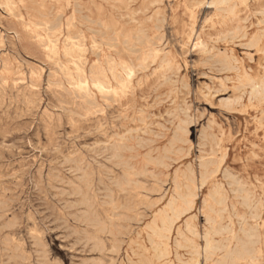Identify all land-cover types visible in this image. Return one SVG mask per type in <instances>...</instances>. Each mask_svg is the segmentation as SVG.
I'll return each instance as SVG.
<instances>
[{
    "label": "rangeland",
    "instance_id": "obj_1",
    "mask_svg": "<svg viewBox=\"0 0 264 264\" xmlns=\"http://www.w3.org/2000/svg\"><path fill=\"white\" fill-rule=\"evenodd\" d=\"M5 1L0 0V26H2L0 27V43L2 42L0 44V70L2 71L0 72V83L2 82L1 84L3 85L2 87L0 84V199L4 200H0V205H2L0 206V264H48V262H50L49 264H138L143 256H151L153 254L154 238L149 231L150 226L154 218L165 208V204L174 192V177L187 166L197 167L202 159L208 158L211 146L215 142L225 151V160L216 173L212 184L204 185L198 190L193 210L174 226L168 239L167 252L161 259V264H195L198 261V264H203L202 251L205 246V240L203 239L208 235L213 237L212 244L216 248L219 247L217 256L213 259V264H219L225 260L226 254L224 253H226V250L235 251L241 249L242 246L252 249L255 254L252 253L251 257L239 260L238 264H264V85H262L264 84V0ZM230 9L232 14H230ZM14 11L15 13H13ZM261 14L263 15L261 16ZM131 16L133 18H130ZM21 17L23 18L22 20ZM68 20L69 22H67ZM79 25L81 26L79 27ZM38 27L41 28L39 29ZM21 32L26 34L24 35ZM27 35H30V37H27ZM209 35H212L210 36L211 38ZM41 39L42 41L39 42ZM208 40L211 41L209 42ZM98 41L99 43H97ZM254 41H256V44H253L255 43ZM57 42L58 45L56 44ZM192 42L194 44L196 42V44L194 45ZM92 46L94 47L92 48ZM82 47L84 48L82 49ZM161 49L162 51H160ZM66 50L67 52H65ZM216 50L220 53H216ZM69 51H73L71 54H76L68 55ZM3 57L6 58L4 59ZM124 61L131 64L133 62L136 71L135 76L127 87L128 89L126 88L125 92H122L119 91L116 82L112 81L113 78H111L109 68L113 67V65H120ZM166 67H168V71ZM211 68L214 70H210ZM101 69L108 76L107 78L110 79L111 84L114 85L112 86L116 93H101L106 95L103 96L94 89L93 82L98 77V71ZM38 74L40 75L38 76ZM95 75L97 76L95 77ZM40 76L42 77L40 78ZM80 78H85L89 82V87H78ZM136 81L137 83H135ZM250 81L253 84L255 83L256 87H260L261 91L254 94L253 89L248 85L251 83ZM68 84L71 85L69 86ZM71 86L77 87L72 89ZM54 91H58L60 94ZM260 94L262 95L260 96ZM33 97H35V101ZM249 101H253L252 104ZM237 102L239 105H236ZM74 108L76 109L74 110ZM127 110L129 111L127 112ZM137 110L138 112H136ZM91 113L93 114L91 115ZM63 116L65 117L63 118ZM51 118L52 120H50ZM214 122L217 123V126ZM179 127L186 129L185 139L188 140H186V144H183L181 150L185 153V157L181 161H176L175 158L177 156L175 155L178 154V151H174V153L168 154L166 160H160V156L169 148L170 142ZM37 136L40 137L36 138ZM148 142H151L150 145ZM47 144H49L50 148ZM144 144L146 147L143 146ZM6 149L9 150L7 151ZM145 159L146 161L148 159L155 161L151 164H144ZM88 161L90 163H87ZM127 169L136 173L133 176L135 180L130 184V186L132 185L131 187L135 186L132 190L131 187L128 189L118 187L123 180L120 178ZM143 169L144 172L138 175ZM57 178L59 180H56ZM117 178L120 180L117 181ZM164 183L167 184L162 185ZM216 187L223 190L226 196V207L224 212H216L221 220L219 221L217 217L215 224H212L208 221L206 215H212L211 211H209V196ZM115 200L118 201L116 202ZM120 207H123V209ZM129 208L130 210H127ZM236 210L237 212L235 213ZM119 230L121 231L119 232ZM30 231L32 232L30 233ZM214 231H217V233L213 234ZM148 236L151 237V240H149ZM117 244L122 246H117ZM189 245H191L190 248H188ZM99 246L100 248H98ZM194 250H198L199 254L197 255ZM174 251H176L178 256L175 255ZM90 260L93 261L91 262Z\"/></svg>",
    "mask_w": 264,
    "mask_h": 264
},
{
    "label": "bare ground",
    "instance_id": "obj_2",
    "mask_svg": "<svg viewBox=\"0 0 264 264\" xmlns=\"http://www.w3.org/2000/svg\"><path fill=\"white\" fill-rule=\"evenodd\" d=\"M2 1V0H1ZM5 1V0H4ZM12 2H13V0H11ZM118 1V0H117ZM203 1V0H202ZM207 1V0H206ZM215 1V0H214ZM230 1V0H229ZM244 1V0H243ZM242 1V2H243ZM248 1V0H247ZM6 2V1H5ZM19 2V1H18ZM44 2V1H43ZM120 2V1H119ZM129 2V1H128ZM153 2V1H152ZM158 2V1H157ZM217 2V1H216ZM235 2V1H234ZM233 2V3H234ZM34 3H36V2H34ZM78 3V2H77ZM222 3V2H221ZM236 3V2H235ZM257 3V2H256ZM6 4V3H5ZM16 4V3H15ZM158 4V3H157ZM155 5V4H154ZM206 5V4H205ZM218 5V4H217ZM221 5V4H220ZM236 5V4H235ZM239 5V4H238ZM43 6V5H42ZM67 6V5H66ZM151 6V5H150ZM208 6V5H207ZM10 7H11V5H10ZM14 7V6H13ZM69 7V6H68ZM127 7V6H126ZM227 7H228V5H227ZM232 7V6H231ZM7 8V7H6ZM15 8V7H14ZM24 8V7H23ZM46 8V7H45ZM76 8V7H75ZM95 8V7H94ZM115 8V7H114ZM117 8V7H116ZM128 8V7H127ZM126 8V9H127ZM158 8V7H157ZM156 8V9H157ZM205 8V7H204ZM220 8V7H219ZM222 8V7H221ZM229 8H230V6H229ZM229 8H227V9H229ZM254 8V7H253ZM32 9V8H31ZM77 9V8H76ZM164 9V8H163ZM232 9V8H231ZM231 9H230V12H231ZM19 10V9H18ZM256 10V9H255ZM264 10V9H263ZM118 11V10H117ZM146 11V10H145ZM148 11V10H147ZM224 11H225V9H224ZM233 11V10H232ZM10 12V11H9ZM153 12V11H152ZM155 12V11H154ZM195 12V11H194ZM226 12V11H225ZM13 13H15V11L13 12ZM78 13V12H77ZM139 13V12H138ZM158 14H159V12H157ZM199 13V12H198ZM234 13V12H233ZM255 13V12H254ZM253 13V14H254ZM10 14V13H9ZM48 14H49V11H48ZM133 14V13H132ZM143 14H145V13H143ZM153 14V13H152ZM151 14V15H152ZM229 14V13H228ZM230 14H232V12L230 13ZM7 15V14H6ZM11 15V14H10ZM120 15V14H119ZM126 15V14H125ZM124 15V16H125ZM150 15V14H149ZM157 15V14H156ZM166 15V14H165ZM256 15V14H255ZM263 14H261V16H262ZM3 16V15H2ZM17 16V15H16ZM22 16V15H21ZM27 16V15H26ZM42 16H44V15H42ZM129 16V15H128ZM134 16V15H133ZM200 16V15H199ZM247 16V15H246ZM245 16V17H246ZM14 17V16H13ZM45 17V16H44ZM69 17H71L70 15H69ZM123 17V16H122ZM223 17V16H222ZM53 18V17H52ZM73 18V17H72ZM77 18V17H76ZM130 18H133L132 16L130 17ZM233 18H234V16H233ZM23 18L21 17V20H22ZM54 19V18H53ZM69 19V18H68ZM79 19V18H78ZM122 19V18H121ZM129 19V18H128ZM165 19V18H164ZM190 19V18H189ZM207 19V18H206ZM243 19V18H242ZM241 19V20H242ZM247 19V18H246ZM20 20V19H19ZM145 20V19H144ZM1 21V20H0ZM6 21V20H5ZM51 21H53V20H51ZM130 21V20H129ZM230 21V20H229ZM260 21V20H259ZM24 22V21H23ZM50 22V21H49ZM67 22H69V20L67 21ZM66 22V23H67ZM158 22V21H157ZM43 23V22H42ZM65 23V24H66ZM90 23V22H89ZM159 23V22H158ZM196 23V22H195ZM205 23V22H204ZM207 23V22H206ZM244 23V22H243ZM259 23V22H258ZM1 24V23H0ZM7 24V23H6ZM32 24V23H31ZM35 24V23H34ZM47 24V23H46ZM77 25H78V23H76ZM87 24V23H86ZM91 24V23H90ZM93 24V23H92ZM97 24V23H96ZM222 24V23H221ZM255 24V23H254ZM261 24V23H260ZM26 25V24H25ZM29 25V24H28ZM73 25V24H72ZM83 25V24H82ZM102 25V24H101ZM100 25V26H101ZM155 25V24H154ZM192 25V24H191ZM12 26V25H11ZM10 26V27H11ZM14 26V25H13ZM60 26V25H59ZM65 26V25H64ZM68 26V25H67ZM81 25H79V27H80ZM103 26V25H102ZM138 26V25H137ZM141 26V25H140ZM203 26V25H202ZM0 27H2V26H0ZM7 27V26H6ZM23 27V26H22ZM45 27V26H44ZM117 27V26H116ZM160 27V26H159ZM186 27H188L187 25H186ZM213 27V26H212ZM26 28V27H25ZM39 28V27H38ZM41 28V27H40ZM39 28V29H40ZM46 28V27H45ZM86 28V27H85ZM90 28V27H89ZM104 28H106V27H104ZM108 28V27H107ZM162 28V27H161ZM211 28V27H210ZM239 28V27H238ZM3 29V28H2ZM1 29V30H2ZM23 29H24V27H23ZM87 29V28H86ZM110 29V28H109ZM140 29V28H139ZM190 29V28H189ZM203 29V28H202ZM209 29V28H208ZM242 29V28H241ZM56 30V29H55ZM54 30V31H55ZM62 30V29H61ZM80 30H82V29H80ZM96 30V29H95ZM111 30V29H110ZM145 30V29H144ZM191 30V29H190ZM189 30V31H190ZM234 30V29H233ZM240 30V29H239ZM262 30V29H261ZM66 31V30H65ZM114 31V30H113ZM112 31V32H113ZM118 31V30H117ZM158 31V30H157ZM203 31V30H202ZM226 31V30H225ZM230 31H232V30H230ZM4 32H5V30H4ZM7 32V31H6ZM26 32V31H25ZM30 32V31H29ZM57 32V31H56ZM63 32V31H62ZM144 32V31H143ZM159 32V31H158ZM235 32V31H234ZM240 32V31H239ZM22 33V32H21ZM45 33V32H44ZM57 33H59V32H57ZM68 33V32H67ZM79 33V32H78ZM115 33V32H114ZM178 33V32H177ZM187 33V32H186ZM226 33V32H225ZM236 33V32H235ZM234 33V34H235ZM264 33V32H263ZM3 34V33H2ZM22 34H24V33H22ZM26 34V33H25ZM24 34V35H25ZM30 34V33H29ZM36 34V33H35ZM53 34V33H52ZM54 34H56L55 32H54ZM53 34V35H54ZM146 34V33H145ZM198 34V33H197ZM223 34V33H222ZM228 34V33H227ZM226 34V35H227ZM237 34H238V32H237ZM245 34V33H244ZM8 35V34H7ZM20 35V34H19ZM33 35V34H32ZM68 35H69V33H68ZM82 35V34H81ZM106 35H107V33H106ZM138 35V34H137ZM141 35V34H140ZM186 35V34H185ZM192 35V34H191ZM264 35V34H263ZM1 36V35H0ZM11 36V35H10ZM47 36V35H46ZM55 36V35H54ZM60 36H61V34H60ZM73 36V35H72ZM71 36V37H72ZM100 36V35H99ZM121 36V35H120ZM135 36V35H134ZM143 36V35H142ZM141 36V37H142ZM164 36V35H163ZM210 36H212V35H209V37ZM12 37V36H11ZM27 37H30V35L28 36L27 35ZM50 37V36H49ZM67 37V36H66ZM70 37V36H69ZM109 37H110V35H109ZM121 37H123V36H121ZM158 38H160L159 36H157ZM187 37V36H186ZM232 37H234V36H232ZM262 37V36H261ZM68 38V37H67ZM81 38H83V37H81ZM91 38H92V36H91ZM97 38V37H96ZM108 38V37H107ZM115 38V37H114ZM188 38V37H187ZM197 38V37H196ZM211 38V37H210ZM228 38V37H227ZM238 38V37H237ZM252 38V40L254 39L253 38V36L251 37ZM256 38H258V37H256ZM2 39V38H1ZM4 39V38H3ZM14 39V38H13ZM22 39V38H21ZM39 39V38H38ZM37 39V40H38ZM44 39V38H43ZM47 39V38H46ZM45 39V40H46ZM51 39V38H50ZM54 39V38H53ZM63 39V38H62ZM61 39V40H62ZM70 39V38H69ZM69 39H67V40H69ZM101 39V38H100ZM116 39V38H115ZM125 39V38H124ZM123 39V40H124ZM142 39V38H141ZM145 39H147V38H145ZM144 39V40H145ZM106 40V39H105ZM122 40V41H123ZM127 40H128V38H127ZM150 40V39H149ZM154 40H156V39H154ZM191 40H192V38H191ZM198 40V39H197ZM217 40V39H216ZM249 40H251V39H249ZM260 40V39H259ZM24 41V40H23ZM40 41H42V39L41 40H39V42ZM52 41V40H51ZM71 41V40H70ZM73 41V40H72ZM75 41V40H74ZM82 41H83V39H82ZM135 41H137V40H135ZM196 41V40H195ZM199 41V40H198ZM202 41V40H201ZM209 41V40H208ZM211 41V40H210ZM209 41V42H210ZM225 41V40H224ZM240 41V40H239ZM258 41V40H257ZM4 42V41H3ZM9 42V41H8ZM14 42V41H13ZM16 42H18V41H16ZM29 42H31L30 40H29ZM28 42V43H29ZM33 42V41H32ZM37 42V41H36ZM50 42V41H49ZM48 42V43H49ZM59 42V41H58ZM58 42L56 43L57 45H58ZM68 42V41H67ZM76 42V41H75ZM103 42V41H102ZM128 42V41H127ZM151 42V41H150ZM163 42V41H162ZM167 42V41H166ZM188 42H189V40H188ZM200 42V41H199ZM217 42V41H216ZM230 42H233V41H230ZM255 43H253V44H256V41H254ZM2 43V42H1ZM0 43V44H1ZM51 43V42H50ZM66 43V42H65ZM71 43H73V42H71ZM93 44H94V42H92ZM97 43H99V41L97 42ZM106 43V42H105ZM155 43V42H154ZM222 43V42H221ZM245 43V42H244ZM104 44V43H103ZM112 44V43H111ZM134 44V43H133ZM138 44V43H137ZM145 44V43H144ZM160 44H161V42H160ZM187 44V43H186ZM192 44H194L193 42H192ZM195 44H196V42H195ZM194 44V45H195ZM199 44V43H198ZM258 44V43H257ZM15 45H17V44H15ZM40 45V44H39ZM52 45V44H51ZM53 45H55V44H53ZM68 45V44H67ZM73 45V44H72ZM82 45V44H81ZM84 45V44H83ZM143 45V44H142ZM182 45V44H181ZM194 45H193V47H194ZM200 45V44H199ZM208 45V44H207ZM210 45H212V44H210ZM50 46V45H49ZM48 46V47H49ZM90 46V45H89ZM95 46V45H94ZM94 46H92V48L94 47ZM99 46V45H98ZM108 46V45H107ZM115 46V45H114ZM118 46V45H117ZM163 46V45H162ZM183 46V45H182ZM192 46V45H191ZM234 46V45H233ZM254 46V45H253ZM19 47V46H18ZM26 47V46H25ZM73 47H75V46H73ZM77 47V46H76ZM102 47V46H101ZM109 47V46H108ZM208 47V46H207ZM32 48V47H31ZM46 48V47H45ZM54 48H56V47H54ZM84 47H82V49H83ZM113 48V47H112ZM131 48H132V46H131ZM135 48V47H134ZM157 48V47H156ZM160 48V47H159ZM164 48V47H163ZM187 48V47H186ZM186 48H185V50H186ZM216 48V47H215ZM241 48V47H240ZM14 49V48H13ZM57 49H58V47H57ZM64 49H66V48H64ZM63 49V50H64ZM68 49V48H67ZM72 49V48H71ZM74 49V48H73ZM77 49V48H76ZM86 49V48H85ZM99 49V48H98ZM101 49V48H100ZM115 49V48H114ZM136 49V48H135ZM197 49V48H196ZM214 49V48H213ZM46 50V49H45ZM44 50V51H45ZM48 50V49H47ZM55 50V49H54ZM78 50H79V48H78ZM92 50V49H91ZM108 50V49H107ZM150 50V49H149ZM159 50V49H158ZM194 50V49H193ZM208 50V49H207ZM22 51V50H21ZM57 51V50H56ZM55 51V52H56ZM74 51V50H73ZM73 51L71 52V51H69V53H68V55H70L71 53H73ZM76 51V50H75ZM98 51V50H97ZM96 51V52H97ZM160 51H162V49L160 50ZM159 51V52H160ZM187 51H189V50H187ZM186 51V52H187ZM198 51V50H197ZM217 51V50H216ZM232 51V50H231ZM10 52V51H9ZM50 52V51H49ZM55 52H54V54H55ZM58 52V51H57ZM65 52H67V50L65 51ZM88 52V51H87ZM114 52V51H113ZM129 52V51H128ZM225 52H226V50H225ZM247 52V51H246ZM7 53V52H6ZM35 53V52H34ZM43 53V52H42ZM52 53V52H51ZM83 53H84V51H83ZM116 53H118L117 51H116ZM138 53V52H137ZM136 53V54H137ZM189 53V52H188ZM197 53V52H196ZM202 53H204V52H202ZM216 53H220V52H216ZM243 53V52H242ZM23 54V53H22ZM36 54H37V52H36ZM49 54V53H48ZM53 54V55H54ZM63 54H64V52H63ZM76 54V53H75ZM75 54H71V55H75ZM81 54V53H80ZM79 54V55H80ZM85 54V53H84ZM119 54V53H118ZM149 54H151L150 52H149ZM218 54H216V55H218ZM222 54V53H221ZM227 54V53H226ZM246 54V53H245ZM254 54V53H253ZM263 54V53H262ZM1 55V54H0ZM8 55V54H7ZM43 55V54H42ZM65 55V54H64ZM117 55V54H116ZM132 55V54H131ZM134 55V54H133ZM140 55V54H139ZM206 55V54H205ZM37 56V55H36ZM58 56V55H57ZM63 56V55H62ZM127 56V55H126ZM144 56V55H143ZM147 56H148V54H147ZM251 56V55H250ZM11 57V56H10ZM42 57V56H41ZM66 57V56H65ZM70 57V56H69ZM151 57V56H150ZM195 57V56H194ZM223 57V56H222ZM225 57H226V55H225ZM231 57H233V56H231ZM243 57V56H242ZM4 58V57H3ZM2 58V59H3ZM6 58V57H5ZM4 58V59H5ZM8 58H9V56H8ZM28 58V57H27ZM48 58V57H47ZM54 58V57H53ZM68 58V57H67ZM117 58V57H116ZM220 58H221V56H220ZM227 58V57H226ZM234 58V57H233ZM54 59H56V58H54ZM82 59V58H81ZM112 59H114V58H112ZM147 59V58H146ZM163 59V58H162ZM32 60V59H31ZM42 60V59H41ZM58 60H59V58H58ZM72 60V59H71ZM108 60V59H107ZM129 60H131V59H129ZM139 60V59H138ZM145 60V59H144ZM222 60V59H221ZM6 61H8V60H6ZM30 61V60H29ZM52 61V60H51ZM85 61V60H84ZM88 61V60H87ZM86 61V62H87ZM137 61V60H136ZM225 61H226V59H225ZM233 61V60H232ZM249 61V60H248ZM3 62V61H2ZM10 62V61H9ZM18 63H19V61H17ZM21 62V61H20ZM23 62V61H22ZM46 62V61H45ZM61 62V61H60ZM97 62V61H96ZM113 62V61H112ZM145 62V61H144ZM201 62V61H200ZM229 62V61H228ZM233 62H235V61H233ZM237 62V61H236ZM241 62V61H240ZM17 63V64H18ZM24 63V62H23ZM35 63V62H34ZM66 63V62H65ZM85 63V62H84ZM107 63V62H106ZM109 63V62H108ZM9 64V63H8ZM20 64V63H19ZM52 64V63H51ZM87 64V63H86ZM94 64V63H93ZM92 64V65H93ZM104 64V63H103ZM110 64H112L111 62H110ZM243 64V63H242ZM7 65V64H6ZM10 65V64H9ZM60 65H61V63H60ZM99 65V64H98ZM105 65V64H104ZM109 65V64H108ZM113 65V64H112ZM138 65V64H137ZM140 65V64H139ZM144 65V64H143ZM146 65V64H145ZM168 65V64H167ZM206 65V64H205ZM20 66H22V65H20ZM29 66V65H28ZM71 66V65H70ZM78 66V65H77ZM77 66H75V67H77ZM102 66V65H101ZM147 66V65H146ZM161 66H162V64H161ZM169 66V65H168ZM233 66V65H232ZM44 67V66H43ZM46 67V66H45ZM54 67H55V65H54ZM95 67V66H94ZM137 67V66H136ZM139 67V66H138ZM144 67V66H143ZM191 67V66H190ZM250 67V66H249ZM263 67V66H262ZM7 68H9L8 66H7ZM38 68H39V66H38ZM47 68V67H46ZM64 68V67H63ZM66 68V67H65ZM153 68V67H152ZM158 68H160L159 66H158ZM162 68V67H161ZM167 68V71H168V67H166ZM18 69V68H17ZM16 69V70H17ZM30 69V68H29ZM32 69V68H31ZM55 69V68H54ZM142 69H144V68H142ZM182 69V68H181ZM12 70V69H11ZM39 70V69H38ZM41 70V69H40ZM45 70V69H44ZM43 70V71H44ZM68 70V69H67ZM76 70V69H75ZM74 70V71H75ZM86 70V69H85ZM85 70H83V71H85ZM98 70V69H97ZM147 70V69H146ZM166 70V69H165ZM209 70V69H208ZM210 70H212V68L210 69ZM214 70V69H213ZM212 70V71H213ZM237 70V69H236ZM18 71V70H17ZM32 71V70H31ZM92 71V70H91ZM135 66L133 65V62H132V64L131 63H126L125 61H124V63H121L120 65H117V66H114L113 65V67H111V68H109V72H110V74H111V78H113L112 79V81H114V82H116V84H117V87H118V89H119V91H124L127 87H128V85L130 84V82H131V80H132V78L135 76ZM145 71V70H144ZM243 71H245L244 69H243ZM0 72H2L1 70H0ZM34 72H35V70H34ZM34 72H32V73H34ZM41 72H42V70H41ZM41 72H39V73H41ZM66 72V71H65ZM81 72H82V70H81ZM176 72V71H175ZM231 72V71H230ZM229 72V73H230ZM43 73V72H42ZM70 73H71V71H70ZM69 73V74H70ZM84 73V72H83ZM98 73H99V75H98V77H96L97 75H95V77H96V79L94 80V82H93V87H94V89H96L97 91H98V93L99 94H101V93H103V94H107V93H109V92H113V93H116V90H114L113 89V84H111V81H110V79H108L107 77L108 76H106L105 75V73H104V71H102V69L100 70V71H98ZM178 73V72H177ZM224 73H226V72H224ZM228 73V72H227ZM62 74V73H61ZM78 74V73H77ZM88 74H89V72H88ZM91 74H93V73H91ZM171 74H172V71H171ZM170 74V75H171ZM213 74V73H212ZM18 75V74H17ZM36 75V74H35ZM40 74H38V76H39ZM59 75V74H58ZM76 75V74H75ZM86 75V74H85ZM175 75H177V74H175ZM188 75V74H187ZM200 75H201V73H200ZM25 76V75H24ZM37 76V77H38ZM46 76V75H45ZM50 76V75H49ZM60 76V75H59ZM67 76V75H66ZM74 76V75H73ZM89 76V75H88ZM163 76V75H162ZM211 76V75H210ZM226 76V75H225ZM14 77V76H13ZM19 77H20V75H19ZM42 76H40V78H41ZM50 77H52V76H50ZM56 77V76H55ZM76 77V76H75ZM84 77V76H83ZM86 77V76H85ZM147 77V76H146ZM216 77V76H215ZM227 77V76H226ZM247 77V76H246ZM11 78V77H10ZM58 78V77H57ZM72 78V77H71ZM163 78V77H162ZM183 78V77H182ZM201 78H202V76H201ZM237 78V77H236ZM248 78V77H247ZM12 79V78H11ZM16 79V78H15ZM18 79H21V78H18ZM25 79V78H24ZM32 79V78H31ZM35 79H37V78H35ZM38 79H39V77H38ZM48 79V78H47ZM68 80H69V78H67ZM142 79V78H141ZM172 79V78H171ZM176 79V78H175ZM189 79V78H188ZM227 79V78H226ZM240 79V78H239ZM2 80H4V79H2ZM30 80V79H29ZM40 80V79H39ZM53 80V79H52ZM61 80V79H60ZM62 80H63V78H62ZM75 80V79H74ZM74 80H73V82H74ZM91 80V79H90ZM139 80V79H138ZM182 80V79H181ZM217 80V79H216ZM12 81V80H11ZM24 81V80H23ZM26 81V80H25ZM37 81V80H36ZM35 81V82H36ZM65 81V80H64ZM72 81V80H71ZM76 81V80H75ZM92 81V80H91ZM145 81V80H144ZM158 81V80H157ZM156 81V82H157ZM183 81V80H182ZM224 81V80H223ZM4 82V81H3ZM7 82V81H6ZM17 82V81H16ZM27 82V81H26ZM34 82V81H33ZM34 82V83H35ZM56 82V81H55ZM58 82H60V81H58ZM70 82V81H69ZM72 82V83H73ZM168 82V81H167ZM251 82V81H250ZM2 83V82H1ZM0 83V84H1ZM37 84L38 83H40V82H36ZM66 83V82H65ZM135 83H137V81L135 82ZM184 83V82H183ZM252 83V82H251ZM251 83H249L248 85H250V87L253 89V93L254 94H257L259 91H261L260 90V87H256V85H255V83L253 84H251ZM262 83V82H261ZM10 84V83H9ZM41 84V83H40ZM55 84V83H54ZM58 84V83H57ZM88 84H89V82L85 79V78H80V80H78V87H89L88 86ZM115 84V83H114ZM189 84V83H188ZM225 84V83H224ZM223 84V85H224ZM2 85V84H1ZM69 85V84H68ZM71 85V84H70ZM69 85V86H70ZM113 85V86H112ZM262 85H264V84H262ZM15 86V85H14ZM35 86H37L36 84H35ZM59 86V85H58ZM63 86V85H62ZM62 86H61V88H62ZM77 86H75V87H72L71 86V88L73 89V88H76ZM142 86V85H141ZM182 86V85H181ZM190 86V85H189ZM208 86V85H207ZM2 87H3V85H2ZM30 87V86H29ZM31 87H33V86H31ZM56 87V86H55ZM157 87V86H156ZM180 87V86H179ZM205 87V86H204ZM227 87V86H226ZM249 87V86H248ZM249 87V88H250ZM39 88V87H38ZM58 88V87H57ZM136 88V87H135ZM177 88V87H176ZM220 88V87H219ZM237 88V87H236ZM242 88V87H241ZM250 88V89H251ZM14 89H15V87H14ZM50 89V88H49ZM63 89V88H62ZM86 89V88H85ZM88 89V88H87ZM90 89V88H89ZM128 89V88H127ZM130 89H131V87H130ZM139 89V88H138ZM155 89V88H154ZM216 89V88H215ZM251 89V90H252ZM5 90V89H4ZM82 90V89H81ZM132 90V89H131ZM156 90V89H155ZM210 90V89H209ZM239 90H240V88H239ZM42 91V90H41ZM50 91V90H49ZM64 91V90H63ZM69 91V90H68ZM71 91V90H70ZM76 91V90H75ZM84 91V90H83ZM128 91V90H127ZM139 91V90H138ZM153 91V90H152ZM171 91V90H170ZM187 91V90H186ZM212 91V90H211ZM31 92H33V91H31ZM39 92V91H38ZM54 92H58V91H54ZM125 92V91H124ZM141 92V91H140ZM149 92V91H148ZM179 92V91H178ZM246 92V91H245ZM23 93V92H22ZM28 93V92H27ZM53 93V92H52ZM59 93V92H58ZM66 93V92H65ZM77 93V92H76ZM91 93V92H90ZM120 93V92H119ZM130 93H131V91H130ZM129 93V94H130ZM135 93V92H134ZM154 93V92H153ZM181 93V92H180ZM221 93V92H220ZM225 93V92H224ZM244 93V92H243ZM248 93V92H247ZM26 94V93H25ZM30 94V93H29ZM33 94V93H32ZM60 94V93H59ZM103 94H101V95H103ZM111 94V93H110ZM178 94V93H177ZM194 94V93H193ZM207 94V93H206ZM205 94V95H206ZM208 94H209V92H208ZM219 94V93H218ZM253 94V95H254ZM263 94V93H262ZM262 94H260V96L262 95ZM12 95V94H11ZM24 95V94H23ZM55 95V94H54ZM62 95V94H61ZM72 95V94H71ZM83 95V94H82ZM112 95V94H111ZM122 95V94H121ZM123 95H125V94H123ZM133 95V94H132ZM166 95V94H165ZM200 95V94H199ZM205 95H204V97H205ZM22 96V95H21ZM29 96V95H28ZM45 96V95H44ZM50 96V95H49ZM79 96V95H78ZM89 96V95H88ZM103 96H106V95H103ZM107 96H109V95H107ZM154 96V95H153ZM203 96V95H202ZM228 96V95H227ZM240 96V95H239ZM252 96V95H251ZM259 96V95H258ZM30 97V96H29ZM57 97V96H56ZM93 97V96H92ZM146 97V96H145ZM203 97V98H204ZM247 97H248V95H247ZM263 97V96H262ZM30 98H32V97H30ZM34 98V101H35V97H33ZM55 98V97H54ZM59 98V97H58ZM62 98V97H61ZM72 98V97H71ZM96 98V97H95ZM235 98V97H234ZM9 100H10V98H8ZM65 99H66V97H65ZM77 99V98H76ZM113 99V98H112ZM115 99V98H114ZM118 99V98H117ZM154 99V98H153ZM195 99V98H194ZM262 99V98H261ZM17 100V99H16ZM43 100V99H42ZM47 100V99H46ZM50 100V99H49ZM60 100V99H59ZM67 100V99H66ZM92 100V99H91ZM94 100V99H93ZM141 100V99H140ZM180 100V99H179ZM15 101V100H14ZM55 101V100H54ZM101 101V100H100ZM114 101V100H113ZM120 101V100H119ZM157 101V100H156ZM167 101V100H166ZM197 101V100H196ZM248 101V100H247ZM254 101V100H253ZM252 101V102H253ZM26 102V101H25ZM31 102H32V99H31ZM37 102V101H36ZM42 102V101H41ZM111 102V101H110ZM162 102V101H161ZM182 102H184V101H182ZM186 102H187V100H186ZM195 102V101H194ZM209 102V101H208ZM220 102H222V101H220ZM249 102H251V101H249ZM252 102H251V104H252ZM40 103V102H39ZM56 103V102H55ZM75 103V102H74ZM86 103V102H85ZM97 103V102H96ZM112 103V102H111ZM121 103V102H120ZM148 103V102H147ZM146 103V104H147ZM191 103V102H190ZM48 104V103H47ZM78 104V103H77ZM81 104V103H80ZM98 104V103H97ZM97 104H96V106H97ZM99 104H101V103H99ZM106 104V103H105ZM149 104V103H148ZM181 104V103H180ZM233 104V103H232ZM239 105V103L237 102L236 103V105ZM26 105V104H25ZM82 105V104H81ZM107 105V104H106ZM110 105V104H109ZM133 105V104H132ZM210 105V104H209ZM221 105V104H220ZM224 105V104H223ZM228 105V104H227ZM235 105V104H234ZM71 106H72V104H71ZM85 106V105H84ZM101 106V105H100ZM108 106V105H107ZM119 106H121V105H119ZM154 106V105H153ZM184 106V105H183ZM10 107V106H9ZM33 107V106H32ZM34 107H35V105H34ZM33 107V108H34ZM66 107V106H65ZM87 107H89V106H87ZM130 107V106H129ZM143 107H145V106H143ZM224 107V106H223ZM232 107V106H231ZM255 107V106H254ZM258 107V106H257ZM37 108V107H36ZM40 108V107H39ZM69 108H71V107H69ZM77 108V107H76ZM76 108H74V110L76 109ZM93 108V107H92ZM101 108V107H100ZM109 108V107H108ZM119 108H121V107H119ZM127 108V107H126ZM146 108V107H145ZM152 108V107H151ZM191 107H189V109H190ZM228 108H230V107H228ZM227 108V109H228ZM38 109V108H37ZM36 109V110H37ZM72 109V108H71ZM83 109V108H82ZM84 109H85V107H84ZM88 109V108H87ZM94 109V108H93ZM102 109V108H101ZM115 109V108H114ZM133 109V108H132ZM138 109V108H137ZM147 109V108H146ZM150 109V108H149ZM80 110H81V108H80ZM79 110V111H80ZM86 110V109H85ZM190 110H192V108L190 109ZM25 111V110H24ZM28 111H30V110H28ZM54 111V110H53ZM61 111V110H60ZM77 111V110H76ZM82 111V110H81ZM96 111H98V110H96ZM125 111V110H124ZM129 110H127V112H128ZM231 111V110H230ZM252 111V110H251ZM263 111V110H262ZM7 112V111H6ZM88 112V111H87ZM95 112V111H94ZM118 112V111H117ZM136 112H138V110L136 111ZM166 112V111H165ZM196 112V111H195ZM254 112V111H253ZM264 112V111H263ZM56 113V112H55ZM70 113V112H69ZM102 113V112H101ZM122 113V112H121ZM126 113V112H125ZM149 113H151V112H149ZM148 113V114H149ZM159 113V112H158ZM168 113V112H167ZM172 113V112H171ZM174 113V112H173ZM189 113V112H188ZM215 113V112H214ZM261 113V112H260ZM44 114V113H43ZM71 114V113H70ZM93 113H91V115H92ZM100 114V113H99ZM104 114V113H103ZM107 114H110V113H107ZM141 114H143L142 112H141ZM145 114V113H144ZM147 114V115H148ZM25 115V114H24ZM37 115V114H36ZM46 115V114H45ZM64 115V114H63ZM83 115V114H82ZM111 115V114H110ZM116 115V114H115ZM118 115H120V114H118ZM124 115V114H123ZM158 115V114H157ZM161 115H163V114H161ZM191 115H192V113H191ZM212 115V114H211ZM251 115V114H250ZM26 116V115H25ZM60 116V115H59ZM65 116H67V115H65ZM65 116H63V118L65 117ZM113 116V115H112ZM122 116V115H121ZM132 116V115H131ZM154 116V115H153ZM210 116V115H209ZM255 116V115H254ZM35 117V116H34ZM127 117V116H126ZM145 117V116H144ZM163 117V116H162ZM171 117V116H170ZM213 117V116H212ZM249 117V116H248ZM256 117V116H255ZM259 117V116H258ZM25 118V117H24ZM47 118V117H46ZM81 118V117H80ZM82 118H84V117H82ZM114 118V117H113ZM123 118V117H122ZM158 118V117H157ZM236 118V117H235ZM48 119V118H47ZM59 119V118H58ZM104 119V118H103ZM102 119V121H104ZM112 119V118H111ZM126 119V118H125ZM124 119V120H125ZM128 119V118H127ZM152 119V118H151ZM164 119V118H163ZM187 119V118H186ZM17 120V119H16ZM40 120V119H39ZM50 120H52V118L50 119ZM61 120H63V119H61ZM145 120V119H144ZM183 120H185V119H183ZM197 120V119H196ZM243 121H244V119H242ZM257 120H258V118H257ZM31 121H32V119H31ZM38 121V120H37ZM44 121V120H43ZM75 122H76V120H74ZM134 121V120H133ZM167 121V120H166ZM26 122H28V121H26ZM39 122V121H38ZM48 122H49V120H48ZM55 122V121H54ZM101 122V121H100ZM150 122H152V121H150ZM157 122V121H156ZM172 122V121H171ZM170 122V123H171ZM193 122H194V120H193ZM258 122H259V120H258ZM32 123V122H31ZM188 123V122H187ZM214 123H216V122H214ZM52 124V123H51ZM96 124H97V122H96ZM178 124H179V122H178ZM182 124V123H181ZM60 125V124H59ZM67 125V124H66ZM95 125V124H94ZM101 125H104V124H101ZM107 125V124H106ZM129 125V124H128ZM146 125H147V123H146ZM183 125V124H182ZM220 125V124H219ZM68 126V125H67ZM87 126H89V125H87ZM100 126V125H99ZM98 126V127H99ZM201 126V125H200ZM216 126H217V123H216ZM12 127V126H11ZM25 127V126H24ZM43 127V126H42ZM97 127V128H98ZM101 127V126H100ZM104 127V126H103ZM152 127H154V126H152ZM157 127V126H156ZM35 128V127H34ZM47 128V127H46ZM91 128V127H90ZM114 128V127H113ZM118 128V127H117ZM116 128V129H117ZM122 128V127H121ZM145 128V127H144ZM143 128V129H144ZM194 128V127H193ZM202 128V127H201ZM245 128V127H244ZM249 128V127H248ZM48 129V128H47ZM46 129V130H47ZM70 129V128H69ZM84 129V128H83ZM91 129H93V128H91ZM148 129V128H147ZM150 129V128H149ZM195 129V128H194ZM23 130V129H22ZM38 130V129H37ZM41 130H42V128H41ZM45 130V131H46ZM78 130V129H77ZM76 130V131H77ZM80 130L82 131V128L80 127ZM112 130V129H111ZM129 130H130V128H129ZM136 130V129H135ZM173 130V129H172ZM200 130V129H199ZM247 130V129H246ZM253 130V129H252ZM251 130V131H252ZM20 131V130H19ZM44 131V132H45ZM98 131V130H97ZM97 131H95V132H97ZM118 131V130H117ZM131 131H133V130H131ZM138 131V130H137ZM137 131H134V132H137ZM174 131V130H173ZM43 132V133H44ZM75 132V131H74ZM79 132V131H78ZM93 132V131H92ZM103 132V131H102ZM176 132L177 133H175L174 134V136H173V138H172V140H171V142H170V146H169V148L160 156V160H166L167 158H168V154H172V153H174V151H178V154L177 155H175V156H177L176 158H175V160L176 161H181L182 160V158L183 157H185V153L183 152V151H181L182 150V147H183V144H186V140H188V139H185V135H186V129L185 128H183V127H179V129H177L176 130ZM46 133V132H45ZM58 133V132H57ZM91 133V132H90ZM116 133V132H115ZM128 133V132H127ZM142 133V132H141ZM155 133V132H154ZM209 133V132H208ZM10 134H11V132H10ZM12 134H14V133H12ZM72 134V133H71ZM113 134V133H112ZM117 134H118V132H117ZM150 134V133H149ZM190 134V133H189ZM222 134H223V132H222ZM221 134V135H222ZM5 135H7V134H5ZM47 135V134H46ZM75 135H77V134H75ZM105 135H106V133H105ZM121 135H123L122 133H121ZM145 135V134H144ZM159 135V134H158ZM215 135V134H214ZM221 135H220V138H221ZM80 136V135H79ZM102 136V135H101ZM136 136V135H135ZM207 136V135H206ZM40 137V136H39ZM38 136L36 137V138H39ZM44 137H46V136H44ZM164 137V136H163ZM197 137V136H196ZM211 137V136H210ZM246 137V136H245ZM51 138V137H50ZM49 138V139H50ZM80 138V137H79ZM160 138V137H159ZM216 138H218L217 136H216ZM242 138V137H241ZM109 139H111V138H109ZM120 139H122V138H120ZM148 139V138H147ZM210 139V138H209ZM4 140V139H3ZM126 140H127V138H126ZM170 140V139H169ZM208 140V139H207ZM56 141V140H55ZM59 141V140H58ZM108 141H110V140H108ZM190 141V140H189ZM205 141V140H204ZM209 141V140H208ZM215 141H216V139H215ZM224 141V140H223ZM248 141V140H247ZM49 142H51V140H49ZM199 142H201V141H199ZM219 142V141H218ZM225 142V141H224ZM52 143V142H51ZM55 143V142H54ZM95 143V142H94ZM99 143V142H98ZM115 143V142H114ZM119 143V142H118ZM124 143V142H123ZM122 143V144H123ZM135 143H138V142H135ZM142 143V142H141ZM150 143L151 142H148V144L150 145ZM167 143V142H166ZM227 143V142H226ZM22 144V143H21ZM40 144H41V142H40ZM100 144H102V143H100ZM117 144V143H116ZM125 144V143H124ZM143 144V143H142ZM168 144V143H167ZM207 144V143H206ZM44 145V144H43ZM54 145V144H53ZM81 146H82V144H80ZM96 145V144H95ZM104 146H105V144H103ZM109 145V144H108ZM148 145V146H149ZM219 144L217 143V142H215L214 144H212V146H211V149H210V153H209V155H208V158H206V159H202L200 162H199V164L197 165V167H186L185 169H183L182 171H180L175 177H174V185H175V188H174V192H173V194L169 197V199H168V201H167V203L165 204V208L161 211V213L159 212V214L154 218V220H153V222H152V224H151V226H150V232H151V234H152V236H153V238H154V248H153V254L151 255V256H143V255H141V256H143L140 260H139V263L138 264H161V259L165 256V254H166V252H167V247H168V239H169V236H170V234H171V232H172V230H173V228H174V226L183 218V217H185L190 211H192L193 210V208L195 207V200H196V198H197V195H198V190H200V188H202V186H204V185H210V184H212V182L214 181V179H215V176H216V173L219 171V168L221 167V164L224 162V160H225V157H226V153H225V151L224 150H222L221 148H220V146H218ZM8 146V145H7ZM45 146V145H44ZM47 146H49V144H47ZM52 146V145H51ZM136 146V145H135ZM143 146H145V144L143 145ZM197 146V145H196ZM58 147H59V145H58ZM83 147V146H82ZM88 147V146H87ZM94 147V146H93ZM138 147V146H137ZM146 147V146H145ZM157 147V146H156ZM167 147V146H166ZM18 148H20V147H18ZM49 148H50V146H49ZM85 148H86V146H85ZM84 148V149H85ZM98 148V147H97ZM107 148V147H106ZM140 148V147H139ZM159 148V147H158ZM5 149V148H4ZM27 149V148H26ZM46 149V148H45ZM53 149V148H52ZM51 149V150H52ZM75 149V148H74ZM80 149V148H79ZM95 149V148H94ZM101 149V148H100ZM124 149V148H123ZM150 149H152V148H150ZM196 149V148H195ZM264 149V148H263ZM7 150V149H6ZM9 150V149H8ZM7 150V151H8ZM20 150V149H19ZM60 150V149H59ZM71 150V149H70ZM109 150V149H108ZM117 150H118V148H117ZM122 150V149H121ZM125 150V149H124ZM189 150V149H188ZM91 151H92V148H91ZM111 151V150H110ZM112 151H113V149H112ZM128 151V150H127ZM204 151V150H203ZM206 151V150H205ZM18 152V151H17ZM24 152V151H23ZM48 152V151H47ZM54 152V151H53ZM57 152H59V151H57ZM100 152V151H99ZM109 152V151H108ZM116 152V151H115ZM118 152V151H117ZM151 152H152V150H151ZM150 152V153H151ZM190 152V151H189ZM200 152V151H199ZM198 152V153H199ZM12 153V152H11ZM45 153V152H44ZM84 153V152H83ZM98 153V152H97ZM103 153V152H102ZM113 153V152H112ZM147 153V152H146ZM146 153H144V154H146ZM1 154V153H0ZM42 154V153H41ZM60 154V153H59ZM114 154V153H113ZM112 154V155H113ZM153 154V153H152ZM152 154H151V156H152ZM176 154V153H175ZM27 155V154H26ZM98 155V154H97ZM96 155V156H97ZM143 155V154H142ZM194 155H195V153H194ZM255 155V154H254ZM19 156V155H18ZM63 156V155H62ZM73 156V155H72ZM131 156V155H130ZM136 156V155H135ZM23 157V156H22ZM65 157V156H64ZM106 157V156H105ZM144 157V156H143ZM154 157V156H153ZM170 157V156H169ZM188 157V156H187ZM201 157V156H200ZM205 157V156H204ZM207 157V156H206ZM3 158H4V155H3ZM68 158V157H67ZM84 158H85V156H84ZM99 158V157H98ZM107 158V157H106ZM108 158H110V157H108ZM124 158H125V156H124ZM159 158V157H158ZM157 158V159H158ZM2 159V158H1ZM22 159V158H21ZM29 159V158H28ZM47 159V158H46ZM73 159V158H72ZM132 159V158H131ZM196 159V158H195ZM198 159H200V158H198ZM18 160V159H17ZM29 160H31V159H29ZM52 160V159H51ZM61 160V159H60ZM79 160V159H78ZM106 160H108V159H106ZM129 160V159H128ZM192 160V159H191ZM49 161V160H48ZM56 161V160H55ZM76 161V160H75ZM93 161V160H92ZM111 161V160H110ZM153 161H155V160H153ZM151 159H148L147 161H146V159H145V163L144 164H151V163H154ZM44 162V161H43ZM9 163V162H8ZM7 163V164H8ZM77 163V162H76ZM82 163V162H81ZM87 163H90L89 161L87 162ZM172 163V162H171ZM36 164V163H35ZM59 164V163H58ZM69 164V163H68ZM160 164H161V162H160ZM164 164V163H163ZM170 164V163H169ZM259 164V163H258ZM37 165V164H36ZM78 165H80L79 163H78ZM97 165V164H96ZM134 165V164H133ZM11 166V165H10ZM43 166H44V164H43ZM63 166V165H62ZM75 166V165H74ZM82 166V165H81ZM105 166V165H104ZM156 166V165H155ZM164 166V165H163ZM264 166V165H263ZM39 167V166H38ZM49 167H51V166H49ZM76 167V166H75ZM106 167V166H105ZM134 167V166H133ZM145 167V166H144ZM158 167V166H157ZM161 167V166H160ZM169 167V166H168ZM24 168V167H23ZM33 168V167H32ZM40 168V167H39ZM106 168H109V167H106ZM135 168V167H134ZM150 168V167H149ZM16 169V168H15ZM44 169V168H43ZM49 169V168H48ZM86 169V168H85ZM105 169V168H104ZM113 169V168H112ZM111 169V170H112ZM40 170V169H39ZM65 170V169H64ZM110 170V171H111ZM114 170V169H113ZM229 170V169H228ZM16 171V170H15ZM24 171H25V169H24ZM35 171V170H34ZM52 171V170H51ZM68 171V170H67ZM75 171V170H74ZM107 171V170H106ZM105 171V172H106ZM20 172V171H19ZM32 172V171H31ZM73 172V171H72ZM71 172V173H72ZM86 172V171H85ZM144 172V169L143 170H141L139 173H138V175L139 174H142ZM158 172H160V171H158ZM14 173H16V172H14ZM87 173V172H86ZM112 173V172H111ZM47 174V173H46ZM58 174V173H57ZM75 174V173H74ZM136 173H134L133 171H131V170H129V169H127L126 170V172L124 173V178H120V179H123L122 180V182L120 183V185L118 186V187H120V188H123L124 187V189H128V188H130L131 186H130V184L135 180V179H133V176L135 175ZM90 175H92V173H90ZM235 175V174H234ZM47 176V175H46ZM48 176H50V175H48ZM86 176V175H85ZM165 176V175H164ZM27 177V176H26ZM60 177V176H59ZM88 177V176H87ZM150 177V176H149ZM173 177V176H172ZM236 177H237V175H236ZM24 178V177H23ZM39 178V177H38ZM44 178V177H43ZM48 178V177H47ZM108 178V177H107ZM111 178V177H110ZM46 179V178H45ZM45 179H44V181H45ZM64 179V178H63ZM88 179V178H87ZM120 179H118L117 178V181L118 180H120ZM137 179V178H136ZM4 180V179H3ZM26 180H28V179H26ZM56 180H59L58 178L56 179ZM91 180V179H90ZM108 180V179H107ZM116 180V179H115ZM156 180V179H155ZM173 180V179H172ZM228 180V179H227ZM19 181V180H18ZM53 181V180H52ZM157 181V180H156ZM162 181V180H161ZM165 181V180H164ZM231 181V180H230ZM229 181V182H230ZM240 181H241V179H240ZM97 182V181H96ZM145 182V181H144ZM225 182H226V180H225ZM63 183V182H62ZM65 183V182H64ZM75 183V182H74ZM82 183H83V181H82ZM242 183V182H241ZM259 183V182H258ZM5 184V183H4ZM48 184V183H47ZM140 184V183H139ZM143 184V183H142ZM167 184V183H166ZM165 183L164 184H162V185H166ZM244 184V183H243ZM2 185V184H1ZM20 185V184H19ZM28 185V184H27ZM45 185V184H44ZM50 185H52V184H50ZM63 185V184H62ZM77 185V184H76ZM107 185V184H106ZM116 185V184H115ZM147 185V184H146ZM173 185V186H174ZM245 185V184H244ZM5 186V185H4ZM21 186V185H20ZM24 186V185H23ZM31 186V185H30ZM72 186V185H71ZM101 186V185H100ZM60 187V186H59ZM86 187V186H85ZM102 187V186H101ZM135 187V186H134ZM134 187H131V190L134 188ZM137 187V186H136ZM150 187V186H149ZM161 188H162V186H160ZM219 187H221V186H219ZM219 187H216V188H214L213 190H212V192H211V194H210V204H209V206H210V210L209 211H211V213H212V215L211 216H208V215H206L207 217H208V221L210 222V223H212V224H215V220H216V218L219 216L218 215V213H216V212H221V211H223L224 212V210H225V207H226V196H225V194H224V192H223V190L221 189V188H219ZM223 187V186H222ZM17 188V187H16ZM31 188V187H30ZM73 188V187H72ZM93 188V187H92ZM97 188V187H96ZM147 188V187H146ZM4 189V188H3ZM10 189V188H9ZM24 189V188H23ZM75 189V188H74ZM111 189V188H110ZM155 189V188H154ZM154 189H151V190H154ZM173 189V188H172ZM229 189H230V187H229ZM234 189V188H233ZM255 189V188H254ZM260 189H262V188H260ZM27 190V189H26ZM48 190V189H47ZM94 190V189H93ZM141 190V189H140ZM166 190V189H165ZM224 190H226V189H224ZM247 190V189H246ZM3 191V190H2ZM17 191V190H16ZM15 191V192H16ZM86 191V190H85ZM96 191V190H95ZM104 191V190H103ZM113 191V190H112ZM126 191V190H125ZM128 191V190H127ZM134 191H135V189H134ZM172 191V190H171ZM262 191V190H261ZM6 192H8V191H6ZM10 192V191H9ZM59 192V191H58ZM107 192V191H106ZM227 192V191H226ZM28 193V192H27ZM83 193V192H82ZM108 193V192H107ZM139 193V192H138ZM200 193V192H199ZM249 193V192H248ZM6 194V193H5ZM12 194V193H11ZM19 194H21V193H19ZM43 194V193H42ZM56 194V193H55ZM58 194V193H57ZM96 194V193H95ZM113 194V193H112ZM130 194V193H129ZM157 194V193H156ZM234 194V193H233ZM237 194V193H236ZM15 195V194H14ZM18 195V194H17ZM83 195V194H82ZM103 195H105V194H103ZM107 196H108V194H106ZM137 195V194H136ZM170 195V194H169ZM48 196V195H47ZM81 196V195H80ZM88 196V195H87ZM92 196V195H91ZM134 196V195H133ZM233 196V195H232ZM237 196V195H236ZM249 196H251V195H249ZM254 196V195H253ZM6 197V196H5ZM4 197V198H5ZM10 197H12V196H10ZM53 197V196H52ZM57 197H58V195H57ZM73 197V196H72ZM76 197V196H75ZM86 197V196H85ZM95 197V196H94ZM104 197V196H103ZM109 197V196H108ZM157 197V196H156ZM159 197V196H158ZM117 198V197H116ZM252 198V197H251ZM19 199V198H18ZM48 199V198H47ZM124 199V198H123ZM136 199V198H135ZM202 199V198H201ZM1 200V199H0ZM65 200V199H64ZM69 200V199H68ZM119 200V199H118ZM117 200V201H118ZM1 201H4V200H1ZM18 201V200H17ZM56 201V200H55ZM59 201V200H58ZM95 201V200H94ZM94 201H93V205H94ZM111 201V200H110ZM116 201V200H115ZM116 201V202H117ZM120 201V200H119ZM125 201H126V199H125ZM141 201V200H140ZM160 201V200H159ZM256 201V200H255ZM103 202V201H102ZM107 202V201H106ZM138 202V201H137ZM238 202V201H237ZM258 202H259V200H258ZM62 203V202H61ZM72 203V202H71ZM158 203V202H157ZM156 203V204H157ZM200 203H202V202H200ZM204 203H206V202H204ZM249 203V202H248ZM250 203H252L251 201H250ZM256 203H257V201H256ZM8 204H9V202H8ZM16 204V203H15ZM104 204V203H103ZM102 204V205H103ZM108 204V203H107ZM111 204H112V201H111ZM117 204V203H116ZM153 204V203H152ZM203 204V203H202ZM255 204V203H254ZM121 205V204H120ZM140 205V204H139ZM233 205V204H232ZM243 205V204H242ZM0 206H2V205H0ZM10 206V205H9ZM8 206V207H9ZM208 206V205H207ZM262 206V205H261ZM260 206V207H261ZM4 207V206H3ZM56 207V206H55ZM93 207V206H92ZM147 207V206H146ZM149 207H150V205H149ZM235 207V206H234ZM257 207V206H256ZM77 208V207H76ZM86 208V207H85ZM88 208V207H87ZM117 208V207H116ZM120 208H122L123 209V207H120ZM119 208V209H120ZM139 208V207H138ZM197 208V207H196ZM3 209V208H2ZM22 209V208H21ZM63 209V208H62ZM75 209V208H74ZM114 209V208H113ZM152 209V208H151ZM160 209V208H159ZM198 209V208H197ZM209 209V208H208ZM256 209V208H255ZM262 209H263V207H262ZM82 210V209H81ZM127 210H130V208L129 209H127ZM140 210V209H139ZM201 210V209H200ZM199 210V211H200ZM1 211V210H0ZM52 211V210H51ZM57 211H59L58 209H57ZM68 211V210H67ZM137 211V210H136ZM144 211V210H143ZM198 211V212H199ZM262 211V210H261ZM89 212H91V211H89ZM95 212V211H94ZM140 212V211H139ZM234 212V211H233ZM237 212V210L235 211V213ZM252 212V211H251ZM60 213H61V211H60ZM119 213V212H118ZM253 213H255V212H253ZM77 214V213H76ZM79 214V213H78ZM97 214V213H96ZM112 214H113V212H112ZM124 214H127V213H124ZM153 214V213H152ZM11 215V214H10ZM28 215V214H27ZM26 215V216H27ZM33 215V214H32ZM148 215V214H147ZM233 215V214H232ZM236 215V214H235ZM244 215V214H243ZM5 216V215H4ZM133 216V215H132ZM153 216V215H152ZM194 216V215H193ZM258 216V215H257ZM61 217V216H60ZM120 217V216H119ZM130 217V216H129ZM138 217V216H137ZM144 217V216H143ZM192 217V216H191ZM196 217V216H195ZM237 217H239V216H237ZM259 217V216H258ZM2 218H3V216H2ZM65 218V217H64ZM83 218V217H82ZM140 218V217H139ZM142 218V217H141ZM219 218V221L221 220L220 219V217H218ZM33 219V218H32ZM107 219V218H106ZM110 219V218H109ZM124 219V218H123ZM143 219V218H142ZM188 219V218H187ZM239 219V218H238ZM249 219V218H248ZM196 220V219H195ZM199 220V219H198ZM241 220V219H240ZM257 220V219H256ZM259 220V219H258ZM6 221V220H5ZM24 221H25V219H24ZM32 221V220H31ZM83 221V220H82ZM229 221V220H228ZM253 221V220H252ZM20 222V221H19ZM33 222V221H32ZM73 222V221H72ZM86 222V221H85ZM111 222V221H110ZM197 222V221H196ZM81 223V222H80ZM79 223V224H80ZM190 223V222H189ZM188 223V224H189ZM202 223V222H201ZM88 224V223H87ZM94 224V223H93ZM184 224V223H183ZM188 224H185L186 226L188 225ZM219 224V223H218ZM244 224V223H243ZM36 225V224H35ZM96 225V224H95ZM116 225V224H115ZM121 225V224H120ZM127 225V224H126ZM134 225V224H133ZM137 225V224H136ZM197 225H199V224H197ZM249 225V224H248ZM4 226V225H3ZM84 226V225H83ZM119 226V225H118ZM122 226V225H121ZM120 226V227H121ZM124 226V225H123ZM149 226V225H148ZM178 226V225H177ZM184 226V225H183ZM189 226V225H188ZM192 226V225H191ZM219 226H220V224H219ZM223 226V225H222ZM254 226V225H253ZM1 227H2V225H1ZM5 227H6V225H5ZM193 227V226H192ZM217 227H218V225H217ZM224 227V226H223ZM241 227V226H240ZM239 227V228H240ZM249 227V226H248ZM81 228V227H80ZM92 228V227H91ZM147 228H149V227H147ZM228 228V227H227ZM251 228V227H250ZM7 229V228H6ZM31 229V228H30ZM108 229H110V228H108ZM116 229H117V226H116ZM122 229V228H121ZM138 229V228H137ZM136 229V230H137ZM186 229V228H185ZM192 229V228H191ZM244 229V228H243ZM258 229V228H257ZM256 229V230H257ZM3 230V229H2ZM76 230H78V229H76ZM85 230V229H84ZM123 230V229H122ZM182 230V229H181ZM208 230V229H207ZM238 230V229H237ZM114 231V230H113ZM121 230H119V232H120ZM127 231V230H126ZM176 231V230H175ZM221 231V230H220ZM231 231V230H230ZM247 231V230H246ZM1 232V231H0ZM32 231H30V233H31ZM37 232V231H36ZM43 232V231H42ZM41 232V233H42ZM106 232V231H105ZM109 232V231H108ZM118 232V233H119ZM187 232V231H186ZM198 232V231H197ZM208 232H209V230H208ZM87 233V232H86ZM85 233V234H86ZM128 233V232H127ZM133 233V232H132ZM136 233V232H135ZM194 233V232H193ZM217 233V231H214L213 232V234H216ZM224 233V232H223ZM226 233V232H225ZM229 233V232H228ZM253 233V232H252ZM14 234V233H13ZM38 234H39V232H38ZM44 234V233H43ZM103 234V233H102ZM117 234V233H116ZM199 234V233H198ZM204 234H206V233H204ZM220 234V233H219ZM232 234H233V232H232ZM107 235V234H106ZM137 235V234H136ZM149 235V234H148ZM176 235V234H175ZM179 235V234H178ZM184 235V234H183ZM191 235V234H190ZM208 235V234H207ZM229 235V234H228ZM10 236V235H9ZM95 236V235H94ZM115 236V235H114ZM116 236H118V235H116ZM139 236V235H138ZM137 236V237H138ZM146 236H147V234H146ZM174 236V235H173ZM177 236V235H176ZM198 236H200V235H198ZM243 236V235H242ZM6 237V236H5ZM13 237V236H12ZM40 237V236H39ZM73 237V236H72ZM82 237V236H81ZM249 237H252V236H249ZM7 238V237H6ZM10 238V237H9ZM96 238V237H95ZM148 238H150L149 240H151V237H149L148 236ZM147 238V239H148ZM183 238H185L186 239V237H184L183 236ZM212 238L213 237H211V235H208V236H205L204 237V239L203 240H205L204 242H205V246L203 247V251H202V254H203V264H213V259H214V257H216L217 256V250H218V248H216L213 244H212ZM235 238V237H234ZM240 238V237H239ZM253 238V237H252ZM4 239V238H3ZM98 239V238H97ZM100 239V238H99ZM132 239V238H131ZM189 239V238H188ZM202 239V238H201ZM251 239V238H250ZM254 239H256L255 237H254ZM187 240V239H186ZM221 240V239H220ZM234 240V239H233ZM252 240V239H251ZM257 240H259V239H257ZM31 241V240H30ZM129 241V240H128ZM188 241V240H187ZM8 242V241H7ZM90 242V241H89ZM175 242V241H174ZM183 242V241H182ZM219 242V241H218ZM232 242V241H231ZM254 243H255V241H253ZM3 243H6V242H3ZM9 243V242H8ZM91 243V242H90ZM119 243V242H118ZM136 243V242H135ZM149 243V242H148ZM176 243V242H175ZM180 243V242H179ZM191 243V242H190ZM214 243V242H213ZM222 243V242H221ZM257 243H258V241H257ZM86 244V243H85ZM122 244V243H121ZM129 244V243H128ZM8 245H10V244H8ZM18 245H20V244H18ZM119 244H117V246H118ZM150 245V244H149ZM183 245V244H182ZM219 245V244H218ZM231 245V244H230ZM230 245H229V247H230ZM25 246V245H24ZM119 246H122V245H119ZM153 246V245H152ZM190 246L191 245H189L188 246V248H190ZM252 246V245H251ZM7 247V246H6ZM32 247V246H31ZM34 247V246H33ZM80 247V246H79ZM111 247H113V246H111ZM116 247V246H115ZM125 247V246H124ZM129 247H130V245H129ZM176 247V246H175ZM197 247H199V246H197ZM21 248V247H20ZM38 248V247H37ZM98 248H100V246L98 247ZM128 248V247H127ZM179 248V247H178ZM193 248V247H192ZM259 248V247H258ZM14 249V248H13ZM86 249V248H85ZM131 249V248H130ZM144 249V248H143ZM199 249V248H198ZM232 249V248H231ZM9 250H12V249H9ZM87 250V249H86ZM132 250V249H131ZM137 250V249H136ZM146 250V249H145ZM144 250V251H145ZM258 250H260V249H258ZM32 251V250H31ZM46 251V250H45ZM121 251V250H120ZM196 251V254L198 255L199 254V252H198V250H194V252ZM7 252V251H6ZM103 252V251H102ZM175 253H176V251H174ZM193 252V253H194ZM254 251L252 250V249H249V248H246V247H241V249H237V250H235V251H231V250H226V253H224V254H226L225 255V260L222 262V263H219V264H238V261L239 260H241V259H243V258H248V257H251L250 255L253 253ZM257 252V251H256ZM12 253V252H11ZM21 253V252H20ZM29 254H30V252H28ZM96 253V252H95ZM132 253V252H131ZM171 253V252H170ZM258 253V252H257ZM10 254V253H9ZM22 254V253H21ZM43 254V253H42ZM99 254V253H98ZM119 254V253H118ZM122 254V253H121ZM253 254H255V253H253ZM260 254V253H259ZM259 254H257V255H259ZM262 254V253H261ZM11 255V254H10ZM16 255V254H15ZM44 255V254H43ZM137 255H138V253H137ZM175 255H177V253L175 254ZM174 255V256H175ZM181 255H183L182 253H181ZM190 255V254H189ZM193 255V254H192ZM196 255V256H197ZM123 256H124V254H123ZM173 256V257H174ZM178 256V255H177ZM253 256V255H252ZM255 256V255H254ZM14 257V256H13ZM98 257V256H97ZM140 257V256H139ZM260 257H261V255H260ZM25 258V257H24ZM28 258V257H27ZM26 258V259H27ZM45 258H48V257H45ZM85 258V257H84ZM99 258V257H98ZM120 258V257H119ZM262 258V257H261ZM35 259V258H34ZM123 259V258H122ZM128 259V258H127ZM199 259V258H198ZM251 259V258H250ZM253 259H255V258H253ZM120 260V259H119ZM200 260V259H199ZM257 260V259H256ZM13 261V260H12ZM15 261V260H14ZM29 261V260H28ZM91 261V260H90ZM93 261V260H92ZM91 261V262H92ZM112 261V260H111ZM132 261V260H131ZM168 261V260H167ZM176 261V260H175ZM247 261V260H246ZM75 262V261H74ZM215 262H216V260H215ZM35 263V262H34ZM50 262H48V264H49ZM135 263H136V261H135ZM171 263V262H170ZM199 263V261L197 262V263H195V264H198ZM256 263V262H255ZM12 264V263H11ZM18 264V263H17ZM22 264V263H21ZM30 264V263H29ZM102 264V263H101ZM127 264V263H126ZM201 264V263H200ZM216 264V263H215ZM249 264V263H248Z\"/></svg>",
    "mask_w": 264,
    "mask_h": 264
}]
</instances>
